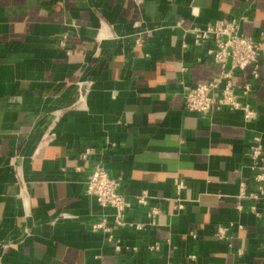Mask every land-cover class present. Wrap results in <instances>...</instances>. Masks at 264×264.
I'll return each instance as SVG.
<instances>
[{"label": "crops", "instance_id": "crops-1", "mask_svg": "<svg viewBox=\"0 0 264 264\" xmlns=\"http://www.w3.org/2000/svg\"><path fill=\"white\" fill-rule=\"evenodd\" d=\"M241 17L244 35L264 33V0H0V264H264V199H237L243 182L257 191L247 164L253 138L264 144L263 81L232 80L252 85L250 123L184 105L186 87L220 74L212 43L187 30ZM97 165L125 197L148 191L155 224L135 205L114 226L85 194ZM102 221L112 239L92 229Z\"/></svg>", "mask_w": 264, "mask_h": 264}, {"label": "built area", "instance_id": "built-area-1", "mask_svg": "<svg viewBox=\"0 0 264 264\" xmlns=\"http://www.w3.org/2000/svg\"><path fill=\"white\" fill-rule=\"evenodd\" d=\"M134 1L138 6L143 3V0ZM244 19V17L230 20L222 19L205 27H193L187 30V33L192 35L196 45L212 43L213 46L208 53L215 64L220 67V74L214 80L185 88L184 105L188 112L209 116L216 112L239 111L242 112L244 121L247 123L257 119V110L246 101L252 91V85L248 83L238 89L232 82L237 72L250 70L254 79H261L264 83V77L260 75L264 56V33H261L257 38L244 35L242 33ZM136 26L138 27L139 23H136ZM145 41L146 35L140 32L135 38V45L143 46ZM87 87L89 88V85ZM80 88L82 89V85ZM54 139L55 133L50 129L42 136L39 147L49 145ZM92 153H94L93 149L88 148L81 155V158L85 159L87 155ZM247 165L252 172L257 191L249 192L246 183L243 182L240 184V193L237 199L238 201L264 199V144L260 136L253 138L248 152ZM17 174L19 177L21 176L19 168ZM123 181L122 177L113 176L103 166L97 165L88 178L85 190V194L95 199L102 208H110L114 211L115 227L127 225V213L135 205L149 207V202L153 199L148 191H142L133 198L125 197L120 193ZM184 188L183 182L178 183L173 197L178 212L184 209L185 201L181 198V192ZM238 208L241 209L242 207L239 206ZM251 211L258 217L260 216L254 206ZM159 214L160 209L158 207H149L147 216L152 219L151 224H155L154 219ZM142 227V224L136 225L137 229ZM231 228L232 225L219 226L214 236L219 240H226ZM92 229L109 233L110 239H112L111 235L114 228L106 225L104 221L93 224ZM119 249L117 247V250ZM239 254H243L242 250L239 251Z\"/></svg>", "mask_w": 264, "mask_h": 264}]
</instances>
